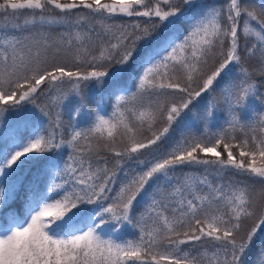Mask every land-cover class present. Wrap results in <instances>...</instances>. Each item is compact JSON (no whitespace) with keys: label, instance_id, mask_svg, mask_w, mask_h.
Wrapping results in <instances>:
<instances>
[{"label":"snow or ice","instance_id":"6c2138e0","mask_svg":"<svg viewBox=\"0 0 264 264\" xmlns=\"http://www.w3.org/2000/svg\"><path fill=\"white\" fill-rule=\"evenodd\" d=\"M0 20V264H264V0H0Z\"/></svg>","mask_w":264,"mask_h":264},{"label":"trees","instance_id":"16d2710c","mask_svg":"<svg viewBox=\"0 0 264 264\" xmlns=\"http://www.w3.org/2000/svg\"><path fill=\"white\" fill-rule=\"evenodd\" d=\"M208 3H222L223 0H207ZM250 2L257 7L260 5L261 0H250ZM116 22L117 23H131L132 20L136 18H129V17H116ZM22 22V20H21ZM3 27V21L0 20V28ZM255 63V62H252ZM251 66V64H250ZM235 75V74H234ZM255 82L258 85V90L260 93V96L250 99L248 101L249 106H253L255 108H260L261 107V97H264V77L259 76L257 74L254 77ZM223 83L217 87L216 95L217 99H220L219 92L220 88L223 87ZM86 96H87V107L89 111H92L96 108L97 105L101 106L105 111H110L111 110V105L114 101L113 97V86L111 85L110 82H106L104 84H97L95 82H91L88 86V88L85 90ZM209 97L206 95L203 99H200L198 101H194L195 107L192 108L191 112L187 114L185 117L186 122H199L203 113V106L208 102ZM40 103L41 107L44 106L45 101L42 99L38 101ZM76 105V98H72L71 101L66 104V106L62 109L59 110L62 112V119L65 124L68 123L69 121V112L71 108L75 107ZM250 111V107H246L245 109L242 110L241 114L245 117H247L248 112ZM28 120V123L31 124L33 122V117H35V123L36 124H41L43 123L45 126H47L46 118L42 115L40 112L39 108H36L32 105L28 106V112L25 114ZM53 119L55 118V111L52 113ZM18 116H13L12 119L15 121L18 119ZM215 121L218 124H223L224 122V111L223 107H221L219 110H217L216 115H215ZM86 126V125H81ZM21 130H23V123L21 124ZM44 161H38V162H29L26 164L25 168L22 170L20 173L21 179L24 181L25 184H27L30 180L34 179L35 176L38 174V172L43 168ZM122 175V173H121ZM230 178L229 176H226L225 179ZM233 179H236L238 182H243V183H251V180L246 179L244 177H234ZM22 195V193H21ZM135 237V232L134 230L129 226L127 229L123 230L122 232V238L124 239H130ZM264 244V233H258V236L254 242L252 251L249 256V260L252 259L253 256L256 255L257 249L261 247V245Z\"/></svg>","mask_w":264,"mask_h":264}]
</instances>
